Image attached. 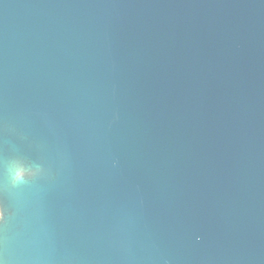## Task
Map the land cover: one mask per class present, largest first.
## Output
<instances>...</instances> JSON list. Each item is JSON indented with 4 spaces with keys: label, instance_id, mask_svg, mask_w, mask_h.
<instances>
[{
    "label": "water",
    "instance_id": "1",
    "mask_svg": "<svg viewBox=\"0 0 264 264\" xmlns=\"http://www.w3.org/2000/svg\"><path fill=\"white\" fill-rule=\"evenodd\" d=\"M0 204L13 264H264V0H0Z\"/></svg>",
    "mask_w": 264,
    "mask_h": 264
},
{
    "label": "clouds",
    "instance_id": "2",
    "mask_svg": "<svg viewBox=\"0 0 264 264\" xmlns=\"http://www.w3.org/2000/svg\"><path fill=\"white\" fill-rule=\"evenodd\" d=\"M35 170H24L17 169L13 174V181L17 184H23L31 180L35 176ZM8 210L2 204H0V226L6 225L8 223ZM0 264H13V261L4 253H0Z\"/></svg>",
    "mask_w": 264,
    "mask_h": 264
}]
</instances>
